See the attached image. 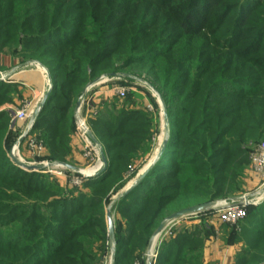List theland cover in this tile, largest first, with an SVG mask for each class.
Wrapping results in <instances>:
<instances>
[{
    "label": "trees",
    "instance_id": "obj_1",
    "mask_svg": "<svg viewBox=\"0 0 264 264\" xmlns=\"http://www.w3.org/2000/svg\"><path fill=\"white\" fill-rule=\"evenodd\" d=\"M69 1L0 0V49L50 69L53 89L29 136L43 141L45 159L68 164L84 87L118 60L119 70L148 67L171 132L160 160L111 206L124 221L118 228L115 219V264H132L170 210L241 192L252 147L264 140V0L239 4L223 40L222 30L212 32L209 13L226 0ZM134 1L146 4L139 10ZM17 87L0 82V196L21 189L18 198L32 202H0V264H95V254L105 250V206L152 153L155 120L138 108L139 92L127 94L128 102L116 97L115 115L107 112L110 104H94L90 124L107 166L79 186V197L60 198L54 213V193L62 191L54 189V176L20 169L7 155L19 138L7 106ZM222 225L229 243L248 247L234 264L264 263V203L248 209L239 230ZM173 232L160 242L155 264H207L203 249L212 230L204 224ZM95 243L101 246L93 250Z\"/></svg>",
    "mask_w": 264,
    "mask_h": 264
},
{
    "label": "rangeland",
    "instance_id": "obj_2",
    "mask_svg": "<svg viewBox=\"0 0 264 264\" xmlns=\"http://www.w3.org/2000/svg\"><path fill=\"white\" fill-rule=\"evenodd\" d=\"M72 1L73 0H70L69 2H72ZM244 1L245 0H226L223 4H220L218 7H215L214 9H212L210 11L209 14H210L211 17H210V21L209 22L215 23L213 25V27H212V32H215L216 30L217 31L218 30L219 31H221V30L223 31L222 36L219 37V39L223 40L224 38L228 37L232 33V29L230 28L229 24H231V23H233L235 21L237 15H238V12H239V9H238L237 6H239V4L243 3ZM134 2L135 3H133V5H131V6H133V7L138 6L139 10L141 9L140 7L142 5L146 4V3H142L141 1H134ZM261 10H260V12H261ZM124 11H127V10H124ZM235 32H237V34H239L242 31L238 30V29H235ZM213 38H215V37H213ZM114 59H115V57L112 60H114ZM34 62L40 68H43L44 70L47 69L50 72V74H51L50 69L47 66H45L42 62H40L37 59H35ZM36 62H38V63H36ZM116 62L117 63L114 66L112 64L111 67H110V64H109L108 70L106 72H104L103 74H101V76L105 77L104 82L101 83L100 85L94 87L92 90H104V91H102V93H106L107 94V98H106V100L104 102L107 103V104H110L109 110H107V112L112 111V113L114 115L119 110L117 107L120 106L117 103V100H116V97H118L119 95L114 93V87L119 86V85L120 86H124L125 88H127V90H126L127 92L123 96H119L120 100L128 102L129 98L127 97L128 96L127 94L135 91V92H139L140 95L143 97L142 98L143 102H146L147 104H149L150 107L147 108L146 111L149 112L150 114H152L151 116L155 120V124L157 126V133H156L157 137L155 139V147H154L152 153L147 155L146 158L142 162V168L139 171V173H140L143 170H145V169L150 167V164H151L153 158L159 152L160 148L162 147L163 140L165 139L166 130H165V127H164L163 116H162V108H161L160 96H159V94L162 96V92L159 91L158 89H156V87H154V85L152 84V82H151L152 81V79H151L152 77H150L148 75L147 71H146L148 67L145 66V67L140 69L139 67L137 68L136 66H133L132 68H129V69L119 70L118 68L116 69V67H117V65L121 64L122 62H121V60L120 61L118 60ZM39 63L41 65H43V67ZM3 82L12 83L11 81H3ZM17 88H18L17 89L18 90V94H15V98L18 97L19 101H20L22 90L19 89V87H17ZM92 90L90 92H92ZM88 102H89L90 105L93 104L91 102V100L88 101ZM29 103L30 102H27V100H23V102H21V104L19 106L25 107ZM31 107L33 108L34 104H31ZM82 116L86 119L88 127L93 131L92 126L90 124V121L93 120L96 117V115L88 113V111H83V115ZM107 118H112V117L108 115ZM75 125H76V119H75ZM170 130H171V126H170ZM93 133H94V131H93ZM79 136L81 137V135H79ZM95 136H96V134H95ZM96 138L102 144V141L97 136H96ZM263 143H264V140L260 141L257 145H255L253 147L251 146L252 147V151H253L252 154L255 153L257 151V149L259 148V146L262 145ZM85 144H86V142H85ZM102 146H103V144H102ZM89 148H91V146ZM92 152H94V151L92 150ZM16 154H17L19 159L26 160L28 162H32V160L28 159V157H27L28 153H27V150L25 149V147L24 148L20 147L19 154H18L17 151H16ZM94 154L96 155V153H94ZM7 155L10 158L9 151L7 152ZM95 155H94V157H95ZM89 157L90 156H88V158H86V159H90ZM96 157L97 158L95 159V162L93 161L92 164L85 165V166L88 167V166L94 165L97 162V159H98L97 155H96ZM10 160H12V159H10ZM19 168L22 169L21 167H19ZM1 170H2V168H0V171ZM90 171L93 172L91 169L87 170L88 173ZM101 173H99L98 175H100ZM137 174L138 173L134 174L133 172L128 174L130 176V178H131L130 181L128 182V184H127L128 186H129V184L131 182H133V180L136 178ZM263 179H264V174H263ZM51 182L54 183V189L55 190H57L58 186L60 188H62V191H58V193H54L56 195H54V198L52 199L55 202L54 203V205H55L54 206V213L56 212L55 209H56V206H57V202L61 201L60 198H64L65 200H66V198L67 199H71V198H73L72 195L74 197H76V196L79 197V194H80L79 192L81 190V187L71 184L67 177L66 178H59V179H54V177H53ZM263 184H264V180H263ZM20 192H21V189H15L14 191H8L7 190V192L4 194V196H0V202H2V203H12V204H16L18 202L20 204H24V203H27V202H32V200L26 199V198H24V200L21 201L18 198V196H17V194H20L21 196H23V194H21ZM115 195L116 194H113L111 196V198H110V201L106 204V206H105L106 207V211L109 208V205L111 204V201L113 200ZM243 195L242 194H238L236 197L237 198L238 197H242ZM15 196H17L18 199ZM221 200L222 199H215V200H211V201H221ZM206 202H208V201H206ZM194 205H197V204H191L188 207H191V206H194ZM181 209H184V208H181ZM181 209L170 210L166 214L165 217H167V216H169V215L173 214L174 212H176L178 210H181ZM51 210L52 209H50L49 212H51ZM106 211H105V213H106ZM212 213H213V211H207V212H204V213L189 215V216H186V217H183V218L179 219L180 221H176V225L178 226L179 224H182V222L184 220H189L188 222H192V220H195V218H201L202 216H205L206 214H208L209 216H212ZM114 215H115L116 218L114 217ZM113 217H114V219L117 220L116 226L118 228H121V226L124 224V221L120 218V216L118 214H113ZM190 218L192 220H190ZM255 224H256L257 227H260L262 225V221L261 220L260 221L257 220L255 222ZM178 227L175 226L173 228V230L176 231V232L177 231L181 232L182 229H184V228H182V226H178ZM6 231H7V229H6ZM99 246H101V244L99 245V243H95L92 249L93 250L94 249H99ZM92 249H90V250H92ZM104 249H105L104 251L98 252L97 255L95 254V257H94L95 264H112V249H111L110 243L108 241V225H107V221H106V238H105V243H104ZM241 249L242 250H247L248 247L244 243V245H242V247H240L238 251H242ZM158 250L159 249H157L156 254L154 256V261H156V259H157L156 255H157ZM145 253H146V250H144L142 256H140L139 258H136L133 261L132 264H146L147 263V257L145 255Z\"/></svg>",
    "mask_w": 264,
    "mask_h": 264
},
{
    "label": "crops",
    "instance_id": "obj_3",
    "mask_svg": "<svg viewBox=\"0 0 264 264\" xmlns=\"http://www.w3.org/2000/svg\"><path fill=\"white\" fill-rule=\"evenodd\" d=\"M41 66L43 67V65ZM46 70L36 65L33 59L24 61V59L20 55L11 53L8 49H0V71L8 72L10 77L8 81L17 84L19 89L22 90L20 101L18 97L14 98V103H10L7 106L10 108L12 107L21 108L22 106H19L21 102H23V100H27V102H30V104H34L33 110H35L43 94L46 92V90H48L50 85L48 73ZM102 91L104 90H92V92L88 93L89 96L87 95L83 107L84 111H88V113H90L91 110H95V108H97L103 101H105V99L107 98V94L102 93ZM90 100L93 103L91 105L88 102ZM94 104H96L97 107ZM149 107H150L149 104H147L146 102H143L141 105L138 106L139 109H143V110H146ZM26 124H27L26 121L17 122L13 134L17 137L20 136L24 132V128ZM75 131L76 132H74V134L72 135V140H71V153L68 155L67 159L69 161H72L71 165L81 168L91 167V166L87 167L85 165L92 164L93 161L95 162V159L97 157L95 155L94 158L92 157L91 161L85 158L84 156V149L86 147L85 140L84 138L79 136L76 129ZM47 155H48V150L46 149L44 157H46ZM27 157L28 159L31 160L28 154ZM52 162H61V161L56 160ZM140 170L141 169H139L138 172ZM263 180H264L263 174L256 172L253 168V165H249L245 169L243 183H242V190L238 194L252 196L253 194L263 190L264 188ZM260 194H264V191H262V193ZM236 196L223 198L222 200L225 203H231L233 198H237ZM203 219H205L204 223H202ZM190 220L192 219L190 218ZM176 221H180V220L178 219ZM176 221L172 223L163 232L161 236H158L156 238V241L157 240L159 241L157 242L156 246L152 249L153 252L157 251L160 242L164 238L175 234L173 232L174 231L173 228L175 226L176 227L182 226V228H190L196 226L198 229L203 230V225L205 224L206 228L212 230L210 236L206 238L203 249V256L205 263L234 264L236 254L242 244L228 242V234H227L228 229L226 228L225 225H222V223L218 222L216 219H214L212 216H209L208 214L202 216L201 218H195V220H192V222H188L189 220H184L182 224H179L178 226L176 225Z\"/></svg>",
    "mask_w": 264,
    "mask_h": 264
},
{
    "label": "water",
    "instance_id": "obj_4",
    "mask_svg": "<svg viewBox=\"0 0 264 264\" xmlns=\"http://www.w3.org/2000/svg\"><path fill=\"white\" fill-rule=\"evenodd\" d=\"M48 76L50 79V85H49L48 90H46V92L43 94L38 106L36 107V109L34 110L32 116H31L32 126H34L36 120L38 119L40 113L42 112L46 102L48 101V99L51 95L52 89H53L52 76H51L49 71H48ZM9 79H10V77H9L8 72L5 76H0V82L7 81ZM104 80H105L104 76H99L98 78L89 82L84 87V89L82 90V92L80 93V95L78 97V100H77V103L75 106V118H77L78 112L82 109L84 100L87 97L88 93L94 87L103 83ZM159 96H160V104H161V108H162L163 122L168 127V133L166 134V137L163 140L162 147L160 148L159 152L155 155L151 166L147 170L138 173L132 184H130L129 186H125L120 192H118L113 198V203L117 204L122 198H125L139 184V182L146 176V174L153 168V166L160 160V158L163 155V149L166 147V145L168 143L171 131H170V117L168 114L167 106L165 104L163 97L160 94H159ZM85 132H86L87 137L97 147L98 156H99L100 161L102 162V166L100 167V169L98 171L88 173L89 177H94V176L98 175L99 173H101L106 168L107 158H106L104 147L98 141V139L96 138L93 131L90 128H87ZM29 133L30 132H23L19 136L17 141L13 144L12 148L10 149L9 156L16 165H18L19 167H21L24 170L41 171V172L45 171V169H46L45 165H42L39 163L28 162L26 160H21L18 158V156L16 154V151L17 152L19 151L20 146L22 145L24 140L29 136ZM53 165H62L64 167H66L68 170L74 171V172L79 173V174H83L86 171L84 168L77 167V166H74V165H71V164H68L65 162H54ZM231 203L232 204H238V205L242 204V197L233 198ZM227 204H229V203H225L223 200H221V201H208V202L200 203V204H197V205H194L191 207H187V208L178 210V211L174 212L173 214L165 217L149 241V244L147 246V252H146V254L148 255L146 264H155L154 256L153 257L150 256V253H151L152 249L156 246L157 242L159 241V240L156 241V238L158 236H161L163 234V232L172 223H174L176 220L181 219V218L186 217V216H189V215H194V214L204 213L207 211L217 210V209H220V208L227 206ZM106 219H107V225H108V240H109V243H110V246L112 249V264H114L115 263V257H116V238H115V219H114L113 214L111 212V207H109L107 209V218Z\"/></svg>",
    "mask_w": 264,
    "mask_h": 264
},
{
    "label": "built area",
    "instance_id": "obj_5",
    "mask_svg": "<svg viewBox=\"0 0 264 264\" xmlns=\"http://www.w3.org/2000/svg\"><path fill=\"white\" fill-rule=\"evenodd\" d=\"M6 74L7 72L0 71V76H5ZM126 90L127 88H125L124 86L119 85V86L114 87V93L119 96H123L127 92ZM85 100H84V103H85ZM84 103H83L82 109L79 111L82 113V115L84 111L83 109ZM31 108H32L31 104L29 103L23 108H13L12 109V116H13L14 122L26 121L27 124L24 128V132H30V133L33 129V126L31 123V116L34 112L33 110L34 107L32 109ZM92 112H95V110H91L90 113ZM75 119H76V130L78 134L81 135V137L84 138L86 142L85 144L86 147L84 149V156L85 158H88V156H90L89 157L90 159H87V160L91 161L92 156L94 157L95 155L94 153H96V155L98 156V152L92 147L89 148L90 144L87 141L89 138L87 137L86 132H85L86 129L89 128L87 125L86 119L84 117L82 119L85 124V127L82 130L79 129V120H81V118H79L77 115V118ZM27 138L28 139L25 143V149L27 150V153L30 156L32 163H39V164L46 166L45 171H42V172H45L54 177H57L58 179L67 177L71 184L77 185V186L82 185L83 182L87 178H89L88 172L86 171L83 174H79L74 171L68 170L66 167L62 165H53L54 162L49 161L48 159L44 158L46 147L43 141L38 140L34 136H28ZM91 149L94 152H92ZM38 158H42V159H38ZM97 162H101L99 159V156H98ZM251 165H253V168L256 172L264 174V143L259 146V148L257 149L255 153L252 154V164ZM101 166H102V162L100 163V166L98 167V169H96L95 171H98ZM84 169L86 170L87 168H84ZM262 191H264V188L263 190L253 194L252 196H248V195L242 196V204L238 205V204L229 203L227 204V206L223 208L213 210L212 217L222 224H228L234 227L236 230H239L242 222L248 215V209L252 206H258L264 202V197L259 196V194L262 193Z\"/></svg>",
    "mask_w": 264,
    "mask_h": 264
},
{
    "label": "bare ground",
    "instance_id": "obj_6",
    "mask_svg": "<svg viewBox=\"0 0 264 264\" xmlns=\"http://www.w3.org/2000/svg\"><path fill=\"white\" fill-rule=\"evenodd\" d=\"M47 73H48V71H47ZM49 77V76H48ZM115 77V76H114ZM49 81H50V79H49ZM78 117L79 118H81V120H79V129L80 130H82L84 127H85V124H84V122H83V116H82V113L81 112H79L78 113ZM164 127H165V130H166V134L168 133V127L164 124ZM165 137H166V135H165ZM88 141V143L90 144V146L92 147V148H94V149H96L97 147L95 146V144L90 140V139H88L87 140ZM163 144V143H162ZM97 150V149H96ZM19 154V153H18ZM100 163L101 162H97L95 165H93V166H91V167H89V168H87L86 169V172H87V170H89V169H91L93 172L96 170V169H98V167L100 166ZM151 164H152V162H151ZM151 164H150V166H151ZM148 169V168H147ZM147 169H145V170H147ZM145 170H143V171H145ZM142 171V172H143ZM89 173H92L91 171L89 172ZM135 180V179H134ZM134 180H133V182H134ZM133 182H131L130 184H132ZM129 184V185H130ZM128 186V185H127ZM259 196L260 197H264V194H259ZM114 203H113V201H112V203H111V205H110V207L113 205ZM155 254H156V252H153V251H151V253H150V256H155ZM148 255L146 254V257H147ZM149 256V257H150Z\"/></svg>",
    "mask_w": 264,
    "mask_h": 264
}]
</instances>
